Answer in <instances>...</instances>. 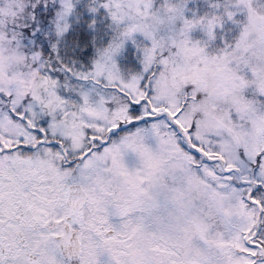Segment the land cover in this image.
<instances>
[{
    "label": "snow or ice",
    "instance_id": "6c2138e0",
    "mask_svg": "<svg viewBox=\"0 0 264 264\" xmlns=\"http://www.w3.org/2000/svg\"><path fill=\"white\" fill-rule=\"evenodd\" d=\"M0 264H264V0H0Z\"/></svg>",
    "mask_w": 264,
    "mask_h": 264
}]
</instances>
